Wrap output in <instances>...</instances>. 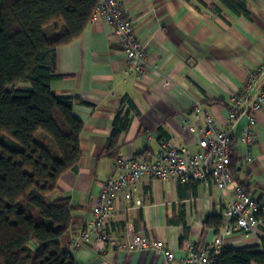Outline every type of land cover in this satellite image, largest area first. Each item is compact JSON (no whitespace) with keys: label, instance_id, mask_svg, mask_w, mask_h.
Returning a JSON list of instances; mask_svg holds the SVG:
<instances>
[{"label":"crops","instance_id":"obj_1","mask_svg":"<svg viewBox=\"0 0 264 264\" xmlns=\"http://www.w3.org/2000/svg\"><path fill=\"white\" fill-rule=\"evenodd\" d=\"M119 1L148 54V75L142 81L126 75L125 55L113 27L104 23H90L81 37L58 50L61 78L51 89L84 103H75L73 113L85 128L79 172H67L49 201L68 199L77 208L61 241L77 264H170L160 251L130 250L132 234L163 242L176 258L171 264H180L188 254L187 244L209 247L224 227L205 226L207 218H220L229 202L227 193L211 183L145 179L136 191L120 194L115 218L106 226L117 246L101 249L96 237L91 245H82L79 237L102 187L121 172L118 160L155 163L165 139L196 149L206 125L205 118L194 113L196 102L219 128L232 130L235 180L264 206V108L255 115V142L250 146L241 141L247 119L231 125L228 118L230 96L264 63V0H247L248 17L233 14L218 0ZM46 34L54 39L60 32L51 26ZM128 102L133 106L131 127L115 157H103L115 118L128 110ZM233 227L227 249L259 246L264 237V225L249 235L235 222ZM75 242L79 247L72 250Z\"/></svg>","mask_w":264,"mask_h":264},{"label":"trees","instance_id":"obj_2","mask_svg":"<svg viewBox=\"0 0 264 264\" xmlns=\"http://www.w3.org/2000/svg\"><path fill=\"white\" fill-rule=\"evenodd\" d=\"M218 1L237 16H249L247 0ZM98 3L0 0V264H77L61 247L77 208L49 197L67 172H79L85 126L73 109L84 103L55 95L51 85L61 78L58 50L81 37ZM51 26L60 32L54 39L46 34ZM128 105L115 118L103 157L121 149L133 119ZM236 159L233 152V171ZM221 223V217L205 220L217 230ZM216 264H264V237L259 246L225 249Z\"/></svg>","mask_w":264,"mask_h":264},{"label":"built area","instance_id":"obj_3","mask_svg":"<svg viewBox=\"0 0 264 264\" xmlns=\"http://www.w3.org/2000/svg\"><path fill=\"white\" fill-rule=\"evenodd\" d=\"M90 23H104L113 27L116 42L126 58V75L137 81L144 80L149 70L148 54L136 34L134 22L126 16L121 2L99 0ZM263 78L264 63L249 73L242 88L233 93L228 100V118L231 125L241 118L247 119L246 129L241 137L244 146H250L255 142L257 128L255 115L264 108V85L260 84ZM255 91L257 93L251 103ZM193 110L197 118L204 117L206 121L195 144L196 149L179 147L173 140L167 139L163 141L155 163L140 159L118 160L116 167L121 172L102 187L92 208L91 218L79 237V243L91 245L93 237H96L97 246H102L101 249L107 245L117 246L116 239L106 231V226L115 218L120 194L136 191L145 179L211 183L227 193L229 202L221 215L224 225L221 234L209 247L187 244L185 249L188 254L180 264H216L218 256L232 244L227 243L226 238L234 233L233 222L247 235L257 232L259 226L264 225V206L247 194L235 180L231 166L232 130L219 128L206 114L200 102L194 104ZM78 247L75 242L72 250ZM130 250L160 251L170 264L176 259L174 253L167 249L163 242L146 238L141 234H132Z\"/></svg>","mask_w":264,"mask_h":264}]
</instances>
